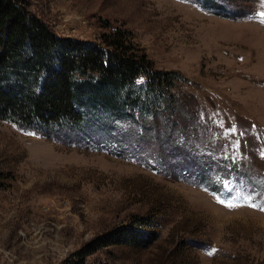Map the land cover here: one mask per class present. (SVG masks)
<instances>
[{
  "label": "rangeland",
  "instance_id": "obj_1",
  "mask_svg": "<svg viewBox=\"0 0 264 264\" xmlns=\"http://www.w3.org/2000/svg\"><path fill=\"white\" fill-rule=\"evenodd\" d=\"M24 1L57 36L119 35L177 80L134 119L52 133L0 120V264H70L130 226L144 246L86 263L264 264V0Z\"/></svg>",
  "mask_w": 264,
  "mask_h": 264
},
{
  "label": "trees",
  "instance_id": "obj_2",
  "mask_svg": "<svg viewBox=\"0 0 264 264\" xmlns=\"http://www.w3.org/2000/svg\"><path fill=\"white\" fill-rule=\"evenodd\" d=\"M111 41L59 37L24 0H0V120L52 133L163 108L172 99L175 74L152 70L125 38ZM141 76L148 77L144 87L136 83ZM145 236L135 226L114 230L78 251L70 264H87V257L108 246L142 247Z\"/></svg>",
  "mask_w": 264,
  "mask_h": 264
},
{
  "label": "snow or ice",
  "instance_id": "obj_3",
  "mask_svg": "<svg viewBox=\"0 0 264 264\" xmlns=\"http://www.w3.org/2000/svg\"><path fill=\"white\" fill-rule=\"evenodd\" d=\"M233 131H235V129H232ZM246 200L248 199V198H245ZM221 204H224L225 203V201L224 200H220L219 201ZM227 206L228 207H235V206H237L236 204H233V203H227ZM251 206L252 207H256L257 205L255 204V203H252L251 204ZM215 251V249H212L210 252H209V255H211L212 254V252H214Z\"/></svg>",
  "mask_w": 264,
  "mask_h": 264
}]
</instances>
